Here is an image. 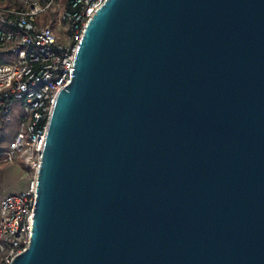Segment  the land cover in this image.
Instances as JSON below:
<instances>
[{
  "label": "water",
  "instance_id": "water-1",
  "mask_svg": "<svg viewBox=\"0 0 264 264\" xmlns=\"http://www.w3.org/2000/svg\"><path fill=\"white\" fill-rule=\"evenodd\" d=\"M36 179L8 264H264V0H105Z\"/></svg>",
  "mask_w": 264,
  "mask_h": 264
},
{
  "label": "built area",
  "instance_id": "built-area-1",
  "mask_svg": "<svg viewBox=\"0 0 264 264\" xmlns=\"http://www.w3.org/2000/svg\"><path fill=\"white\" fill-rule=\"evenodd\" d=\"M105 0H13L0 3V128H18L0 161L24 164L26 184L0 193V264L30 241L37 168L57 93L70 81L73 60L93 14Z\"/></svg>",
  "mask_w": 264,
  "mask_h": 264
},
{
  "label": "trees",
  "instance_id": "trees-1",
  "mask_svg": "<svg viewBox=\"0 0 264 264\" xmlns=\"http://www.w3.org/2000/svg\"><path fill=\"white\" fill-rule=\"evenodd\" d=\"M6 52L3 48H0V60ZM18 128V121L16 116L13 115L11 121L4 123L0 128V151L7 148L8 143L12 140ZM2 182V172L0 170V183Z\"/></svg>",
  "mask_w": 264,
  "mask_h": 264
},
{
  "label": "crops",
  "instance_id": "crops-1",
  "mask_svg": "<svg viewBox=\"0 0 264 264\" xmlns=\"http://www.w3.org/2000/svg\"><path fill=\"white\" fill-rule=\"evenodd\" d=\"M0 3L1 4H5V5H10L13 3V0H0ZM2 182L3 184H5L6 186H12L13 188L15 189H12L11 191H17L18 189L16 188H19L21 185V188H23L26 184V180L24 182L23 180V176L21 174V169L19 170L18 168H16L15 170H13L12 172L9 171L7 173H5L2 177ZM16 182H20V184L18 183V185H16L15 183ZM23 182H24V185H23ZM3 189H1L0 193H2Z\"/></svg>",
  "mask_w": 264,
  "mask_h": 264
},
{
  "label": "rangeland",
  "instance_id": "rangeland-1",
  "mask_svg": "<svg viewBox=\"0 0 264 264\" xmlns=\"http://www.w3.org/2000/svg\"><path fill=\"white\" fill-rule=\"evenodd\" d=\"M16 168H18L19 170L21 169V174H22L23 180L25 182V180L28 177V171L22 162H20L19 160L17 162H12V163H5L3 161H0V170L2 172V177L5 173H7L9 171L12 172ZM24 182H23V185H24ZM18 183L20 184V182H16L15 184L18 185ZM19 188H16V189L19 190ZM1 189H3L2 191L4 193V192L11 191L12 189H15V188H13L12 186H6L5 184H3V182H1L0 183V191H1Z\"/></svg>",
  "mask_w": 264,
  "mask_h": 264
}]
</instances>
